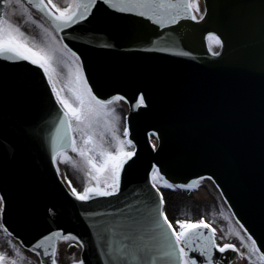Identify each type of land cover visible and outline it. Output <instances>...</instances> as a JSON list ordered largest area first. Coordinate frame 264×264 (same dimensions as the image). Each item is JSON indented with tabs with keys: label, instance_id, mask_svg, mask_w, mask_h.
I'll return each mask as SVG.
<instances>
[{
	"label": "snow or ice",
	"instance_id": "obj_1",
	"mask_svg": "<svg viewBox=\"0 0 264 264\" xmlns=\"http://www.w3.org/2000/svg\"><path fill=\"white\" fill-rule=\"evenodd\" d=\"M98 2L114 14L141 17L161 29L177 25L181 20H204L207 12L206 8L202 9L200 0H0V60L16 64L27 62L41 70L46 78V86L57 108L56 123L50 135L51 160L57 173L61 172V162L82 169L85 178L82 190L75 187L71 179L67 183L71 196L85 203L120 194L125 168L133 167L136 164L134 157H137L130 127L125 124L121 129V116L115 106V102L127 100V96L116 93L102 98L98 95L81 53L64 38L65 29L93 16ZM33 9L46 23L34 16ZM17 15L25 22L38 25L42 30L41 38L25 31L16 21ZM206 40L211 54L219 56L221 53L215 49H222L225 44L221 35L209 31ZM145 50L192 55L177 47L156 48L154 43L151 47L145 46ZM148 105L146 92L138 91L134 107ZM149 135L160 138L155 129ZM157 147L153 142L152 148ZM204 178L174 182L159 164L153 163L149 184L155 196L150 197L154 200L151 205L136 200L139 207L125 204L123 208H113L107 213L86 212L89 217H102L92 224L101 264H224L217 258V250L221 255L232 250L238 257H246L249 264H264V250L243 223L230 233L239 238L241 244L238 246L231 242L219 243L217 229L203 216L195 220L173 221L169 218L161 188L191 192L200 187ZM6 203L7 195L0 191V229L11 237L13 233L4 220ZM60 241H69V247L73 244L87 246L75 233L56 229L28 247L33 253L39 252L47 258L41 259L40 264H58ZM7 243L14 254L0 250V264H25L27 257L21 247L11 239ZM72 264H86V261L81 256L73 259Z\"/></svg>",
	"mask_w": 264,
	"mask_h": 264
},
{
	"label": "water",
	"instance_id": "obj_2",
	"mask_svg": "<svg viewBox=\"0 0 264 264\" xmlns=\"http://www.w3.org/2000/svg\"><path fill=\"white\" fill-rule=\"evenodd\" d=\"M203 1L207 9L204 20H181L179 24L164 29L141 17L114 14L110 9H103L94 17L96 22L93 23V28L97 30L100 27V35L104 38L113 36L109 43L115 47L108 49L105 70L96 80H108V75L120 72L127 76L129 84L143 81L144 85L156 91L159 85L153 80L155 75L169 79V86L164 88L167 105H174L169 112L173 113V109L185 110L184 122L197 126L204 134L210 155L214 154L218 159L219 152L226 151L228 157L212 163L210 174L216 175L221 185L228 188H224L226 191H235L239 201L231 198L226 203L237 221L241 223L242 220L253 233L256 227L264 234V0ZM209 31H216L225 41L221 54L214 58L207 53L206 34ZM153 43L156 48L177 47L192 55L176 53L180 57H175L161 51L145 50V46L151 47ZM4 64L10 67V64ZM4 64L0 61V191L6 193L7 205L20 219L18 224L30 219L51 222L47 212L49 213V206H52L54 194L57 193L54 188L57 182L54 173L49 174L48 169L44 168V176L39 167L29 170L22 165L23 160L17 161L12 155L15 148L11 149V144L30 140L31 135L24 130L15 131L19 126L23 127L25 122L22 116L24 100L16 90L9 89L1 78L4 73L1 66ZM230 81L238 86L232 90L231 98L225 99V88ZM255 86L258 95L243 96ZM46 95V91L41 93L42 98ZM178 95L180 98H176ZM26 98H30V95ZM181 98L184 104H175ZM201 98L204 99L203 104L195 106V102ZM257 99L263 103L262 106ZM210 100L219 107H223V102L229 106L227 113L226 107L221 108L223 114L221 122H216L217 128L221 123L226 122L232 126L237 123L235 120H240L246 124L247 133L235 135L233 131H229L227 137L218 135L216 126L209 125L210 117L206 112L210 108ZM246 105L254 110L253 115H261L260 120H254V123L250 120V112L245 113ZM160 120L161 117L156 122L159 123ZM161 127L168 129L163 123ZM30 149L34 155L32 160H35L39 152L36 146L32 148L21 144L16 151L20 157ZM40 152L41 159L46 161L48 154ZM199 153L206 155V150L199 149ZM148 154L151 161L161 166L166 163L164 158H156L150 152ZM12 159L15 172L9 173L7 170L11 169ZM244 183L248 185H243ZM127 186L148 190L147 184L131 183L129 179H125L122 187ZM27 192L29 194L26 197ZM30 197L37 199L33 200L35 208L27 213L22 210L23 200ZM62 198L68 201V224L72 223L71 230L75 233L79 231V227L73 220L80 221L83 212H96L93 210L95 208L93 205L78 204L70 197ZM38 208H41L40 212H37ZM62 209L63 206L55 208L56 212ZM100 218L102 217L86 215L84 219L93 224V221ZM8 221L12 228L15 227L11 220ZM79 236L89 247L88 256H96L93 235L88 225ZM259 241L261 250H264V236ZM94 261L97 263L96 257Z\"/></svg>",
	"mask_w": 264,
	"mask_h": 264
},
{
	"label": "rangeland",
	"instance_id": "obj_3",
	"mask_svg": "<svg viewBox=\"0 0 264 264\" xmlns=\"http://www.w3.org/2000/svg\"><path fill=\"white\" fill-rule=\"evenodd\" d=\"M24 24L29 25L28 27H24L25 31H27L30 35L35 36L37 39H40L42 36V31L38 28L34 27L37 31V36L35 34V30L32 27V23L25 22ZM118 113L122 110L117 108ZM123 112V111H122ZM68 178L72 180L73 185L77 187L79 190L83 189V184L79 177L72 171L70 166H68ZM207 188V187H206ZM161 190L164 192L165 200L168 208L169 218L175 221L176 219H199L202 216L205 217L209 222H211L218 229L219 239L220 237H224L223 240L220 239L221 242H231L236 243L240 246L241 242L238 237L230 234L234 231L233 225L231 221L225 214L219 200L215 198L214 194L207 188L210 192V195L205 194L202 199H195L191 195V192L184 190H174L162 187ZM9 238L5 235L2 229H0V250L9 252L12 255L13 250L10 245L7 243ZM243 251H247L246 248L242 249ZM73 251L70 250L68 254H71ZM69 256V255H68ZM244 260L242 264H249V261L246 257H243Z\"/></svg>",
	"mask_w": 264,
	"mask_h": 264
},
{
	"label": "bare ground",
	"instance_id": "obj_4",
	"mask_svg": "<svg viewBox=\"0 0 264 264\" xmlns=\"http://www.w3.org/2000/svg\"><path fill=\"white\" fill-rule=\"evenodd\" d=\"M203 192H201L200 194H202Z\"/></svg>",
	"mask_w": 264,
	"mask_h": 264
}]
</instances>
